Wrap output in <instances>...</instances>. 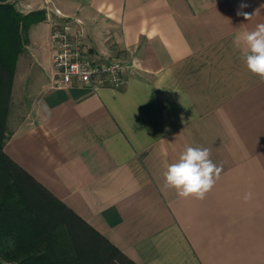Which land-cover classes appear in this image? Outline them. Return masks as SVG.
<instances>
[{
	"label": "crops",
	"instance_id": "obj_1",
	"mask_svg": "<svg viewBox=\"0 0 264 264\" xmlns=\"http://www.w3.org/2000/svg\"><path fill=\"white\" fill-rule=\"evenodd\" d=\"M242 2L249 20L236 15ZM16 7L47 18L29 29L30 105L5 153L137 264H264V81L234 45L264 23V0ZM52 18L81 27L92 57L121 56L126 84L53 87ZM188 146L208 148L222 168L203 200L165 187Z\"/></svg>",
	"mask_w": 264,
	"mask_h": 264
},
{
	"label": "trees",
	"instance_id": "obj_2",
	"mask_svg": "<svg viewBox=\"0 0 264 264\" xmlns=\"http://www.w3.org/2000/svg\"><path fill=\"white\" fill-rule=\"evenodd\" d=\"M46 18L45 9L24 13L13 2L0 0V91H9L31 25ZM2 112L3 105L1 117ZM6 138L0 126V264H94L97 253L102 264L117 257L122 264H137L21 169L4 151ZM25 180L53 205V213L37 210L25 191Z\"/></svg>",
	"mask_w": 264,
	"mask_h": 264
},
{
	"label": "clouds",
	"instance_id": "obj_3",
	"mask_svg": "<svg viewBox=\"0 0 264 264\" xmlns=\"http://www.w3.org/2000/svg\"><path fill=\"white\" fill-rule=\"evenodd\" d=\"M247 3H241L236 15L249 20L252 14L244 12ZM234 45L246 47L242 55L247 69L264 81V23L257 24L254 30L245 31L234 39ZM211 152L204 147H186L179 155L176 162L167 166L163 173L165 187L175 189L179 197H193L198 200L205 199L220 177L222 168L212 161ZM252 199V193L246 192L243 200L247 203ZM14 241L9 240L8 245L14 246Z\"/></svg>",
	"mask_w": 264,
	"mask_h": 264
},
{
	"label": "built area",
	"instance_id": "obj_4",
	"mask_svg": "<svg viewBox=\"0 0 264 264\" xmlns=\"http://www.w3.org/2000/svg\"><path fill=\"white\" fill-rule=\"evenodd\" d=\"M76 22L80 23L79 20ZM52 42L53 87L67 88L78 84L92 89H120L126 84L127 63L92 57L83 29L71 19L53 22Z\"/></svg>",
	"mask_w": 264,
	"mask_h": 264
},
{
	"label": "rangeland",
	"instance_id": "obj_5",
	"mask_svg": "<svg viewBox=\"0 0 264 264\" xmlns=\"http://www.w3.org/2000/svg\"><path fill=\"white\" fill-rule=\"evenodd\" d=\"M13 2L15 5L20 2L21 0H4ZM20 6H22V2L20 3ZM52 17V16H51ZM54 19V18H52ZM57 20V19H56ZM55 19L53 21H56ZM68 20V19H63ZM61 21V20H57ZM61 21V22H62ZM24 58V61L19 62V58ZM17 61V67L16 72L13 77L12 84L9 88V91L4 93L0 91V106H4L5 108V114L2 112V117L0 116V126L3 128L6 134H9L12 129V123L15 120H19L25 117V114L27 113L28 107L30 105V88L25 85V79H27V68L31 67V60H29L27 51L20 54ZM107 59H117L124 61L121 56L119 55H112L107 57ZM20 63V65H19ZM3 108V107H2ZM28 184L25 188V191L37 210H40L41 212L45 214L53 213L54 208H51L53 205H49L46 199H41L39 197V193L37 192L35 186L27 180H25ZM36 190V191H35ZM63 241V238H62ZM64 243V242H63ZM61 250H64L62 246H60ZM98 255V253H97ZM97 255H93L94 264H102V261L98 258ZM120 258L117 257L113 263L110 264H122L120 262Z\"/></svg>",
	"mask_w": 264,
	"mask_h": 264
}]
</instances>
